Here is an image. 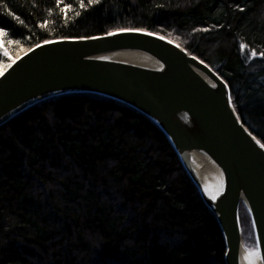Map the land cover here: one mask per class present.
<instances>
[{"label":"trees","instance_id":"obj_1","mask_svg":"<svg viewBox=\"0 0 264 264\" xmlns=\"http://www.w3.org/2000/svg\"><path fill=\"white\" fill-rule=\"evenodd\" d=\"M119 30L156 33L208 64L264 144V0H0V64ZM239 217L256 249L243 203ZM225 253L215 215L138 110L68 94L0 127V264H225Z\"/></svg>","mask_w":264,"mask_h":264},{"label":"water","instance_id":"obj_2","mask_svg":"<svg viewBox=\"0 0 264 264\" xmlns=\"http://www.w3.org/2000/svg\"><path fill=\"white\" fill-rule=\"evenodd\" d=\"M78 93L119 101L159 127L218 221L225 264H244L243 203L264 264L263 143L242 123L215 70L144 30L48 40L0 73V127L44 100Z\"/></svg>","mask_w":264,"mask_h":264},{"label":"bare ground","instance_id":"obj_3","mask_svg":"<svg viewBox=\"0 0 264 264\" xmlns=\"http://www.w3.org/2000/svg\"><path fill=\"white\" fill-rule=\"evenodd\" d=\"M6 68H7V65H4V66L0 67V73H2ZM204 175H206V174H204ZM245 249L247 251L244 254V264H260L259 263L258 255L254 251L255 248H252V247H249V246L247 247L246 246ZM250 251H252V252H250Z\"/></svg>","mask_w":264,"mask_h":264},{"label":"rangeland","instance_id":"obj_4","mask_svg":"<svg viewBox=\"0 0 264 264\" xmlns=\"http://www.w3.org/2000/svg\"><path fill=\"white\" fill-rule=\"evenodd\" d=\"M0 48H2L1 32H0ZM26 49H28V48H23V49H21V50L17 53V55H16L15 57H12V58H11V61L14 60L18 55L22 54ZM248 57L251 58V59H252V58H255V57H256V54L250 52V53L248 54ZM11 61H10V62H11ZM10 62H9V63H10ZM9 63H3V64H0V67H2V66H4V65H8ZM246 251H247V250H246ZM254 251H255V253L257 254V252H256L257 250L255 249ZM250 252H252V251H250ZM256 256H257V255H256Z\"/></svg>","mask_w":264,"mask_h":264},{"label":"snow or ice","instance_id":"obj_5","mask_svg":"<svg viewBox=\"0 0 264 264\" xmlns=\"http://www.w3.org/2000/svg\"><path fill=\"white\" fill-rule=\"evenodd\" d=\"M81 6H83V5H81ZM134 31H139V30H134ZM148 35H152V34L148 33ZM261 147H264V144H262Z\"/></svg>","mask_w":264,"mask_h":264}]
</instances>
